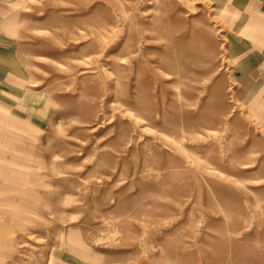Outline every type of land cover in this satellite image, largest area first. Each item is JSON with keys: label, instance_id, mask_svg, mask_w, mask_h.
Here are the masks:
<instances>
[{"label": "rangeland", "instance_id": "rangeland-1", "mask_svg": "<svg viewBox=\"0 0 264 264\" xmlns=\"http://www.w3.org/2000/svg\"><path fill=\"white\" fill-rule=\"evenodd\" d=\"M0 264H264V0H0Z\"/></svg>", "mask_w": 264, "mask_h": 264}]
</instances>
